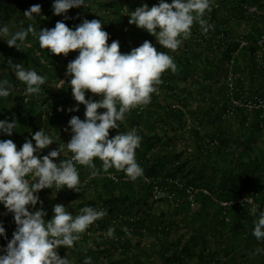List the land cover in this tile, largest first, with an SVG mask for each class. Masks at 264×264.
<instances>
[{"label":"clouds","instance_id":"1","mask_svg":"<svg viewBox=\"0 0 264 264\" xmlns=\"http://www.w3.org/2000/svg\"><path fill=\"white\" fill-rule=\"evenodd\" d=\"M212 0H159L157 5L147 4L137 7L127 15L129 24L145 30L155 37L165 49L176 51L191 36L194 23L203 33L212 25L208 24L206 12L211 11ZM88 7V0H54L53 14H66L70 9ZM41 13L39 4L31 6L23 14L29 21ZM102 21L84 19L82 23L69 28L63 21H57L51 29L37 30L29 23L15 32L9 26L0 24V41L10 48L20 49L29 36L38 41L41 49L60 56L78 51L74 60L66 66L69 77L68 87L73 99L84 105V119L72 116L68 121L71 138L67 144L39 157V153L59 137H54L40 129L26 140L17 150L11 140H0V204L13 214L16 229L6 247L0 249V264H72L61 258L57 249L72 248L81 239L89 226L102 219L107 213L103 208L84 206L73 215L61 204L52 208L51 219L47 213L35 209L41 190L67 188L81 192V180L77 165L90 169L89 179L101 172L108 174L110 169L123 171L132 181L143 175V169L135 159V150L140 146L141 137L137 129L116 134L109 138V130L116 129L125 119V114L138 106L151 102V95L157 91L156 85L162 83L161 75L167 70L176 71L173 57L167 52L157 51L150 41L128 53H121L119 41L108 43L109 34L102 29ZM40 55L39 52L36 53ZM45 63L43 59L40 61ZM16 79L26 87L25 96L38 95L47 83V76L38 74L34 68L23 63L8 62ZM61 84H65L60 80ZM12 85L6 78L0 79V99L10 96ZM86 92L99 97V100L86 99ZM104 110L98 112V110ZM79 111V107L69 109ZM17 128L13 120H0V134L11 136ZM67 131V129H66ZM35 142V146L33 145ZM65 149L72 153L69 159H62L59 165L54 159L61 156ZM102 162L98 169L94 160ZM251 202V201H250ZM42 203V202H41ZM259 206L250 209L253 220L252 235L257 241H264V211ZM114 228H109L107 236L113 237ZM0 237H5V228L0 223ZM257 251H261L258 249ZM83 264H93L86 257Z\"/></svg>","mask_w":264,"mask_h":264},{"label":"rangeland","instance_id":"2","mask_svg":"<svg viewBox=\"0 0 264 264\" xmlns=\"http://www.w3.org/2000/svg\"><path fill=\"white\" fill-rule=\"evenodd\" d=\"M92 1L95 3H100L110 0ZM150 1L151 2L148 1L145 3L149 7L159 3V0ZM233 1L234 3L239 2V0ZM252 5L254 4L250 5L241 3V5H239V10L242 11L243 9V12H241L242 15L238 14L239 16L235 15L230 16L229 18L230 22L228 24V28L231 37L230 40L228 38V41H232L238 46L230 47L227 46L226 42L225 44L223 42L217 43V37L213 36L212 34L213 24H211L212 27L209 29L210 31H208V33H201L199 31L193 40H183L181 46L174 52L160 47L155 37L147 33L145 30L139 29L142 31L139 32L140 35H137L132 31H124V41L126 42L127 46H129L130 50L135 47H139L141 41L143 43L147 40L157 48V51L167 52L169 55H171L173 60H175V58L179 55L188 59V62L185 65L186 68L184 70L177 69L178 74L175 78V86L178 88V90L174 89V91H168L160 86L156 87L157 91L151 95V101L154 98H157L158 106L151 108V106L149 107L151 103L150 102L145 106L144 112L140 113L142 116V121H148L154 118L151 117L150 114L152 110L157 112L156 110L158 107L180 109V111L183 113V126L180 129L176 128L177 130L172 132L170 128L164 129V125L162 123L157 122L155 123L156 125L154 127L148 129L144 128V125L146 124L142 122L144 135L151 137V142H149L153 147L146 151L145 147H142V145L140 146V152L138 154L143 156L138 157L135 155V159L138 164L144 160H151L153 162L154 156L157 154L163 155L167 152V150L173 149V151L179 154V162L186 164L185 170L182 174L183 178L180 176V181L185 185L190 184L186 182L184 177L186 179L188 178V180L191 179L193 176L191 171L199 170L200 168L202 172V178L208 181L213 177L215 181L217 179L221 180L226 178L227 180H232L229 183L230 186L235 187L236 189L238 188V190L240 189V186H235L234 180L239 182H247L248 189L256 186V182H258L264 190V126L259 128L260 130L258 131L254 130L250 136L249 132H245V135L249 136V144L245 142V135L243 132L241 133L238 126L239 119H241L238 117H241L243 109H231L232 104L230 103L229 99V97L238 99L237 96L239 95H264V70H261L258 64L252 60V53L249 49V46L254 44V40H256V37L253 36V34H256V31L259 30V22L253 21V19L250 18L245 11L246 7H251ZM26 6L27 5H25L22 0H20L19 3L13 2V0H0V24H14L13 19H11L9 22L6 17H4L5 15L2 12L3 7H15L18 9V11H23L27 8ZM140 6L143 5L140 3L139 5L135 4L133 11ZM214 6H216V8ZM211 7L217 9V0H212ZM42 12L44 11H41V13ZM97 12L100 13V11ZM111 12L113 13V11ZM80 14L81 11L79 9L78 15ZM69 15H71L70 11H68L66 16L68 17ZM122 15H124V13ZM106 16L107 14L105 17ZM59 17L62 19L65 18L64 15L57 16L52 14L51 19L47 22H44L42 29L53 28L56 24V22H54L55 18L58 19ZM205 19L207 21V18ZM27 22L31 24L34 23L32 20H28ZM207 23L209 22L207 21ZM120 27H122V25H118L117 29ZM134 30L138 31V29ZM3 44L4 49L0 50V62H2L5 66V64H7L6 61L9 62L12 59L14 60V50L16 51L17 49L14 47L10 48L6 42H3ZM221 51H224L223 55H219ZM3 65L0 63V79H4L6 77L8 78L10 75H13L14 80L11 81L12 90L10 96L4 98V100L7 101V103L4 104V107H7V109L1 111L0 120H7L9 122L15 120L17 122V128L20 125V127L23 129L26 127V125L21 121V117L23 120V116L19 114L18 111L15 113L9 111V107L16 109V97H22L21 90H24L26 86L16 79L10 67H4ZM229 74L232 75V86L234 87L235 91H231L226 82V78ZM54 80H56V77ZM180 90L184 92V95L180 98H177L175 93H179ZM48 93L51 95L50 90ZM44 95L45 91L42 89V92L38 94L37 97L36 95L34 96L39 101H41V97ZM86 95H88L85 97L86 99L91 98L93 100H99L96 95L90 92H86ZM1 105L3 104H0V107ZM66 106L68 111L69 109L79 107L80 119L83 120L85 118L84 105H78L75 100H70ZM138 107L131 109L125 114V117L133 115L134 112L138 110ZM210 110L212 111L211 117L206 115ZM103 111L104 110L102 109L98 110V112ZM75 113H78V111H69L68 114H70V116L68 118H71L73 115H75ZM56 115L57 114H55V116ZM53 117L54 116H51V118ZM68 118L61 119V122L68 125ZM122 122L124 123V120ZM122 122H118L119 126L116 129L109 130V138H112L116 135L115 130L123 128ZM213 122H215V124L214 126H211ZM174 126L177 127L176 124H174ZM50 131L55 134L54 130ZM192 131H198L200 137L197 138ZM15 132H17L16 129ZM217 134H220L224 140L221 148H224L223 150L226 151L225 156L218 154L216 151V147L220 145V142L217 140ZM3 135L4 134H0V137ZM155 137H157L156 140L154 139ZM63 138L64 141L67 139L70 140L71 134L66 133ZM246 145L248 146L246 147ZM198 146L201 147L202 150L208 146L209 151H207L204 156L200 157L198 155ZM53 147L57 148V145L52 144L47 148ZM65 155H67L66 157H69L72 155V153L66 150ZM94 161L97 168L99 169L102 162L98 159H95ZM248 163L253 167L255 171L254 175H251L247 171L244 173L240 172L243 169V165ZM109 172L119 174L120 178L126 177L123 171L116 170L115 168L110 169ZM86 173L87 175L90 174V169H87ZM104 174L106 173L101 172L100 175L97 176V179L99 177L106 178V176H103ZM143 178L148 180L143 181ZM163 179L165 178L163 177L159 180H161L163 183ZM135 181L141 182L142 184L144 183L146 185L150 184L147 186H149V193L151 192L150 186L153 181H151L148 177H145L144 174ZM120 183L122 182L115 184L116 187ZM240 184L243 185V183ZM137 185L140 184L136 183L135 186ZM95 187L97 186L95 185ZM91 188H94L92 183L91 186L88 187V195H86V192L84 191L85 194H83V197H80L81 199H78L79 202L84 199V196L90 197L93 200V207H96V205L101 203V201H107L108 198L106 196L108 195H105L101 189L97 193V196H94V194H92ZM55 189H44V197L50 201L48 204H45V206L53 207L56 204L51 203V200H55V196L50 195V192L54 191ZM64 190L65 193H67L72 199L76 196L75 193V195L73 194L72 196L70 194L71 191H69V189L66 187ZM135 190L136 196L133 200L136 203V201L141 200L138 199V197L140 194H142V192H138L137 187ZM67 202H69V200H67ZM146 203V207L149 208L147 213L144 211L145 208H143L141 212L140 210L137 211L139 205L133 210L136 216L146 218L145 224L143 226V228L146 229V232L144 234L134 232L133 236L131 235V239L127 244L124 245L121 252L112 251L110 253L106 252L105 254L100 249L102 244L97 241L96 236L93 238L92 233H86L89 231L88 228L83 234H81V239L75 242L72 248H64L61 246L57 249L58 254L61 258H65L67 256L72 264H83V260L86 257H91L93 264H105V260H100L98 258L100 255L104 254L108 257V263L106 264H164L166 254L169 258H171L173 255L172 251H174L176 247L177 249L182 247L184 254H187L186 259L188 261H192L193 263H199V255H201L202 252L205 254L206 250L209 249L211 253L215 251L217 252L215 257L216 259L220 257L225 258L226 260L228 259L227 264H264V241H257L256 239V242L249 243L248 247L244 249L243 254H241L243 251L242 248L245 246V241L243 239L240 240L239 238L237 241L238 243L231 244L230 242L228 247L223 246L221 242V236L211 221L210 210L203 209V207H200L199 203L190 208V213L186 219L184 218L183 214H180L178 211L180 208L173 207L170 201L156 203L153 202L152 197H149L148 199L147 195ZM126 205L127 202L122 204L121 208ZM155 219L158 221V224H153ZM254 219L255 217L253 220ZM106 220H108V218H105L102 221H97L101 223V227H109V225L106 224ZM249 226L250 228L253 227V222H251ZM239 227L241 228V226ZM124 228H126L125 225L120 226V230H123ZM162 229H165L166 232H162ZM242 232L246 237L248 230ZM232 237V234L228 235L225 237V240L231 241ZM163 238H166L168 243L161 242V239L163 240ZM258 249L261 251H257ZM84 250L88 252L86 253ZM219 250L221 251L219 252ZM172 258H174V256Z\"/></svg>","mask_w":264,"mask_h":264},{"label":"trees","instance_id":"3","mask_svg":"<svg viewBox=\"0 0 264 264\" xmlns=\"http://www.w3.org/2000/svg\"><path fill=\"white\" fill-rule=\"evenodd\" d=\"M25 5H27L26 9L23 11H18L15 7H3L2 12L4 13V17L10 22L11 19L14 20V24H7L9 26L10 31L15 32L17 29L20 30L22 27H26L29 23L27 22L28 19L23 16L24 12L28 10L31 6L35 5V0H22ZM151 2L150 0H146L147 2ZM13 2L19 3L20 0H13ZM91 6L89 8L81 9V18L78 22H73L71 15L68 16L67 19H62L59 17L58 19L55 18L54 22L57 21H63L69 28H75V26L82 23L84 19H87L89 21L96 19L102 21V29L106 31L109 34V40L108 43L110 44L113 40L119 41L120 44V51L121 53H128L130 52L129 46H127L125 40V33L126 32H135L137 35H140L139 32H142L139 30V28H136L134 25H129V17L127 16L131 10L134 9L135 4L139 5V0H110L106 2H100L95 3L91 2ZM166 2L171 3V0H166ZM260 0H239L238 3H234L233 0H217V9H214L211 7L210 12H206L205 17L207 18L208 24H213L212 28V34L213 36L217 37V43H224L226 42L227 46H238L237 44H234L232 41H228V38L230 40L231 35L229 34V28L228 24L230 22V16L235 15H242V11L239 10V5L242 4H259ZM151 4V3H150ZM94 5V6H93ZM16 6V5H15ZM260 6V5H259ZM41 11L44 12H52V5L50 6H44ZM97 11H100L98 13ZM113 11V13L111 12ZM124 13V15H122ZM107 16L105 17V15ZM122 16H121V15ZM239 16V15H238ZM110 17V18H109ZM27 20V21H26ZM34 27L36 28H43L44 22L39 19V16L35 17L34 21L32 20ZM106 24V25H105ZM118 25H122L119 29H117ZM134 29H138V31H135ZM39 30V29H37ZM201 32V28L198 26V24L194 23L191 29V36L187 40H193V38L198 34V32ZM210 31V30H209ZM208 33V32H207ZM143 35V34H142ZM259 30L256 31V34H253V36L258 37ZM4 41H0V50L4 49ZM256 40H254V44L249 46V49L252 53V60H254V56L256 54ZM26 44H29L30 46H21L20 49H17L14 53V63H26L28 65H31V68H34L38 74L47 76V84L49 82L54 81V77L56 75L55 71L61 72L65 68V60L66 57L64 55H53L51 53H48L47 49H41L39 47L38 41L33 39L31 36H29L26 40ZM142 44V41L140 42L139 46ZM39 52L40 56H37L36 53ZM71 57L74 60L75 57L78 55V51L76 52H70ZM224 51H221L219 55H223ZM40 58H42L45 63H40ZM29 61V62H28ZM176 64V71L172 72L171 70H167L161 75L162 83L159 85H156L155 87H162L168 91H174V89L178 90V88L175 86V78L178 74V70H184L186 67L185 65L188 62V59H186L183 56H177L174 60ZM58 76V74H57ZM68 81L69 77L67 79L66 85L61 89L59 92V95L61 96V99H55L52 107L56 111H59V114H57L53 118L46 119L45 122L47 125L52 124L54 122V118H57L59 121L64 117L65 113L62 112V108L64 105L71 101H74L72 94V90L70 87H68ZM43 91H45V94H49L48 91L50 90L47 86L43 88ZM177 95V98H180L184 95V92L180 90L179 93H175ZM153 95V94H152ZM88 96L85 94V97ZM263 96L264 95H261ZM37 97V95H36ZM34 95L30 96L29 103L24 102V97H16L15 105L16 109L18 110L19 114L23 116V120L21 117V121L23 124L26 125L25 128L22 129V127L19 128L22 129V132L26 131L27 129L36 130L38 129L42 121L39 119L40 116L37 114L36 111V101H39ZM248 97H251L248 95ZM58 98V96H56ZM179 100V99H178ZM157 107V98H154L149 107ZM61 110V111H60ZM150 110V109H149ZM157 112L155 110H152L150 116L154 117L153 119H150L148 121H142V116L137 111L134 112L131 116H126L124 119V123L122 122L123 128L115 130L116 134L125 133L132 128L137 129V134L141 137V143L140 146L146 148L147 150H150L153 146L150 144L151 137L144 135V128L151 129V127H154L157 123H162L166 129L170 128L172 132H175L178 128L180 129L183 124V113L180 111V109H171L169 107H158ZM15 113V112H14ZM23 113V114H22ZM212 111L207 112V116L211 117ZM259 111L254 112L250 119L251 122L248 126H246V120L247 117L245 116L244 112L241 113V118L239 119V130L241 133L243 132L245 135V132H249V136L252 135L253 131L260 130L259 129ZM220 118V117H219ZM220 120V119H218ZM53 121V122H52ZM142 122L146 125H142ZM174 124L177 125V127L174 126ZM202 124V123H201ZM215 122L211 124V126H214ZM216 130V129H214ZM197 138H199V132L198 131H192ZM218 133V132H217ZM249 136L245 135V142H249ZM1 138V137H0ZM157 137L154 139L156 140ZM1 140V139H0ZM217 140L220 142V145L216 147V151L218 154L225 156L226 151L223 150L224 148H221V145L223 144L224 140L221 137L220 134H217ZM247 140V141H246ZM150 141V142H149ZM249 144V143H248ZM140 146L135 150V155L138 157L143 156L139 155L140 152ZM248 145H246L247 147ZM53 149V148H52ZM167 149V148H166ZM209 151L208 146L205 147L204 150L201 149V147L198 146V152L199 156L202 157L204 154ZM167 153V154H166ZM163 155L157 154L154 156L153 162L151 160L149 161H142L139 163L140 167L143 169V174L145 177H148L151 181H156L157 183L160 182V178H174L175 176H181L183 178V172L185 170L186 164L179 162V154L173 151V149L167 150V152ZM67 159H69L67 157ZM78 172L82 176H87V167L86 166H80L77 165ZM243 169L240 171L242 173L249 172L251 175H254V169L251 166V164H244ZM85 169V170H84ZM193 173V176L191 179L188 180L184 177L186 182L194 187H205L207 188L211 195L210 196H203V195H197L196 201L199 203L200 207H203V209L210 210L211 214V221L213 222L214 227L217 229V232L221 236V242L223 246L228 247L232 243H237V241L243 239L245 241V246L242 248L241 254L244 253V249L248 247L249 243L256 242V238L252 235L253 227L250 228V223L253 222L254 217H250L246 211V209L242 208L238 204H233L228 207H223L220 205L222 201H233L237 198L238 195L242 191H248V190H254L256 193L261 195L260 204L264 205V190L263 187L256 182V186L248 189L247 182H239L234 180L235 186H240V189H236L235 187L230 186V181L226 178H223L221 180H216L213 178H210L209 181L202 178V172L199 168V170H193L191 171ZM158 178V179H157ZM201 178V179H200ZM100 183V187L105 191V195L107 199V203L111 206V213L109 215L115 216V215H121L123 217H129L131 218L134 214L133 210L138 207L137 211H142L143 208H145V213L149 211V208L146 207V201H147V195L149 199V186L150 184H142L141 182L135 181V182H128L124 181L120 183L117 187L116 185L110 181L108 178L99 177L97 179V183ZM136 183H139L140 185L135 186ZM240 183H243L241 185ZM168 187L170 192L175 193V196L177 198H183L185 194L178 189L175 185H167L164 184V187ZM136 187L138 188V192H142V194L139 195L138 200L136 203L134 202V198L136 196ZM238 190V191H237ZM84 193L76 194L80 197V195H83ZM151 195V194H150ZM103 200V199H102ZM127 205L122 207V204L126 203ZM0 206H3L0 204ZM180 209L178 211L180 214H183L184 218L186 219L190 213V204L186 201H184L182 204H180ZM122 210V211H121ZM178 212V213H179ZM135 215V214H134ZM162 218V217H160ZM145 217L137 220V222H130V221H124V225L130 226L134 225L137 228L143 229V226L145 224ZM101 221L104 219H100ZM99 220V221H100ZM174 222V221H172ZM153 223V222H152ZM104 224V223H103ZM153 224H158V221H156ZM241 226V228L239 227ZM239 230V231H236ZM248 230L247 236H244V233L242 231ZM162 232H166L165 229H162ZM242 232V233H241ZM232 234L231 241L225 240V237ZM11 238V237H10ZM10 240V239H9ZM161 242L168 243L166 238L161 239ZM6 241H2L0 243V249L5 248ZM165 248V247H164ZM112 250H116V245H111ZM86 251V250H84ZM221 250H219L220 252ZM88 251H86L87 253ZM0 254H3L0 252ZM217 255V252L210 253L209 256L201 253L199 255V264H207L209 262V259H215ZM174 256V253L172 257ZM230 261V259H229ZM226 263H228V259L226 260ZM78 264V263H77Z\"/></svg>","mask_w":264,"mask_h":264},{"label":"built area","instance_id":"4","mask_svg":"<svg viewBox=\"0 0 264 264\" xmlns=\"http://www.w3.org/2000/svg\"><path fill=\"white\" fill-rule=\"evenodd\" d=\"M54 2V0H37L36 4H39L41 6V9H43L44 6H50L52 5ZM139 3L141 5H144L146 3V0H139ZM260 5V6H259ZM91 7V3L88 0V7L85 8H89ZM216 8V6H214ZM84 7H80V8H73L70 9L69 11L71 12V17H72V21L78 22L81 18V14L78 15V10L80 9H85ZM246 13L248 14V16L250 18L253 19V21H258V28H259V35L256 39V54L254 56V62L256 64H258L259 68L261 70H264V0H260L259 4H254L251 7H246L245 8ZM52 12H42L40 14V20L42 21H48L51 19L52 17ZM54 55V54H53ZM40 56V55H39ZM42 58H40L41 61ZM72 57H71V53H69L66 57L65 60V68L63 71H61L60 74H58V76L56 77V80L49 82L48 84L46 83L45 85H43L44 87H48L50 89V94H45L43 97H41V101H36V111L38 110V114H40V120H45L46 118H50L51 116H55V114L59 113V111H56L53 109L52 104L54 102L55 99H61V96L59 95V92L61 91V89L66 85L68 76L66 75V66L67 64L72 61ZM41 63V62H40ZM42 64V63H41ZM44 64V63H43ZM60 80H63L65 82V84H61ZM226 82L228 84V87L230 88L231 91H235L234 87L232 86V75L229 74L226 78ZM19 89V88H18ZM22 92V96L24 97V102L25 103H29V99L30 96H25L24 95V90H21ZM56 96H58V98H56ZM97 98H99L97 96ZM238 99H235L233 97H229L230 99V103L232 104L231 109H235V108H240L243 109L245 116L247 117L246 120V126H248L251 122V115L256 112L259 111L260 116H259V128H262L264 126V97L260 96V95H254L251 97H248L247 95L243 96V95H239L237 96ZM148 105V104H147ZM146 105H142L138 107L137 112L138 113H143L144 112V108ZM61 111V110H60ZM62 112L65 113L63 119H67V117H69V111L67 110V106L64 105V107L62 108ZM45 118V119H44ZM44 129L46 133L54 136V137H59V139H57L55 141L56 145L57 142L63 139V136L68 133L71 134L70 129L68 128V125H66L65 123L60 122L56 129L54 130L55 134H53L52 131L46 129V127L41 124V126L36 129V130H32V129H27L24 132V138L25 141L26 140H30L31 136L35 134V132L39 131L40 129ZM67 129V131H66ZM164 129H166V127H164ZM216 144V143H215ZM33 145L35 146V142L33 141ZM213 145V144H212ZM45 150V149H43ZM41 150L39 153H34V155H37L39 157H41L42 151ZM62 157V156H61ZM61 157H59L56 160V163L59 165V163L61 162ZM65 157V156H64ZM71 156H69L68 158H70ZM67 159V157H66ZM85 170V169H84ZM87 172V171H86ZM80 175V180H81V192H75L72 191L75 194H79V193H84V191H88V187L91 186V180L93 179H89L88 177L90 176V174H88L87 176H82L79 172ZM103 176H106V178H108L110 181H112L114 184H117L118 182H124V181H128V182H132V180H130L127 177H119V174H116L114 172H109L108 174H104ZM148 180L146 178H143V181ZM161 181V180H160ZM164 184L167 185H175L178 187V189L180 191H182L185 196H183V198H177L175 196V193L170 192V190L168 189V187H164ZM151 192H150V197H152L153 202H171L172 206L175 208H180V204H182L184 201L188 202L190 204V208L193 207L194 205L198 204V202L196 201V196L197 195H203V196H210L211 193L210 191L205 188V187H194L191 185H185L180 181V177L177 175L174 178H165L163 179V183H157L156 181H153L151 186H150ZM261 200V195L256 193L254 190H248V191H242L240 193V195L237 196V198L233 201H222L220 203L221 206L223 207H228L230 205H235L238 204L239 206H241L242 208L246 209L248 215L251 217L252 215L250 214V209L254 206H259V208H261V211H264V205L260 204ZM106 201V200H105ZM251 201V202H250ZM106 202L101 201V203L97 204L96 207L98 208H103L106 211V215L103 217L108 218V220H106V224L109 225V227H101L100 223L94 222L92 224V226L89 227V231H87L86 233H92L93 238H95L97 241H99L102 244V247L100 248L105 254L106 252H112V251H116V252H121L124 245L127 244L129 242V240L131 239V235L133 236L134 232L137 233H142L144 234L146 232V229L143 228H137L134 225H130V227L126 226V228H124L123 230H120V226L124 225V221H130L131 223L133 222H137V220L139 219V216L133 215L131 218L129 217H123L121 215H115V216H111L109 215L111 213V206L110 204ZM112 214V213H111ZM0 223L3 224L4 228H5V237H0V243L2 241H8L12 235V231L15 229L16 224L14 222V218H13V214L9 213L7 211V209L4 208V206H0ZM99 226V227H98ZM114 228L115 229V233L114 236L109 238L107 236V231L109 228ZM105 228V229H104ZM102 230V231H100ZM154 242V240H153ZM111 245H116L117 249L116 250H112L111 249ZM177 249V247H176ZM172 251L174 253V258H169L167 256V254L165 255V263L164 264H199V263H193L192 261H188L186 259L187 254H184V252L182 251V247L178 248L177 250ZM211 253V251L209 249L206 250L205 255H208ZM100 255L98 258L100 260H105V264L108 263V257L106 255ZM207 264H227L226 263V259L225 258H218V259H209V262H207Z\"/></svg>","mask_w":264,"mask_h":264},{"label":"crops","instance_id":"5","mask_svg":"<svg viewBox=\"0 0 264 264\" xmlns=\"http://www.w3.org/2000/svg\"><path fill=\"white\" fill-rule=\"evenodd\" d=\"M89 1H92V0H89ZM214 28V27H213ZM14 52H15V50H14ZM10 57H11V55H10ZM11 59V58H10ZM13 64H15L14 63V60L12 59V60H10ZM7 62V64H5V66L3 65V63L2 62H0L1 63V65H3L4 67H9L8 66V61H6ZM29 62V61H28ZM18 64V63H17ZM24 64V66L25 67H27V68H31L32 66L31 65H28V64H26V63H23ZM55 73H56V75H55V77H57V74H60L61 72H58L57 70L55 71ZM54 77V78H55ZM6 79H8V80H10V83H11V81L12 80H14V76L13 75H10L8 78L6 77ZM1 101H3V102H1ZM1 101H0V104H3V105H1V107H0V113H1V111H3V110H5V109H7V107H4V104L5 103H7V101L6 100H4V99H1ZM15 106V105H14ZM9 111H12V112H17L18 110L17 109H15V108H13V107H9ZM80 111H78V113H75V115H73V116H78L79 118H80V113H79ZM57 114H59V113H57ZM82 114V113H81ZM69 116H70V114H69ZM55 117V116H54ZM68 118V117H67ZM40 119V118H39ZM47 119H49V118H47ZM63 119V118H62ZM71 118H68V120H70ZM46 120V119H45ZM45 120H41L42 121V124L46 127V129H48V130H55L56 129V127H57V125L61 122V120L59 121L57 118H54V122L52 123V124H49V125H47L46 124V122H45ZM16 131L17 132H13V134L11 135V136H7V135H3L0 139L1 140H7V139H11L16 145H17V150H19L20 149V147L23 145V143L25 142V138H24V131L22 132V129H20L19 127L18 128H16ZM69 142V139H67L66 141H64V138L62 139V140H60V141H58L57 142V148H58V145L59 144H61V143H64V144H67ZM56 147H53V149L52 148H45V150H43L42 151V154H41V157H43V156H45V155H47L48 154V152H50V151H52V150H55V149H57ZM65 151H66V149H65ZM65 151L61 154V156H59V157H61L62 159H66V156L67 155H65ZM65 156V157H64ZM59 157H57V158H55V163H56V160L59 158ZM61 159V160H62ZM94 163H95V161H94ZM101 168V167H100ZM99 168V169H100ZM91 171V170H90ZM91 183H92V185L94 186V188H91V190H92V194H94V196H97V193L100 191V189H101V191L105 194V191L100 187V183H99V181H98V183H97V176L96 177H94V179L93 180H91ZM95 185L97 186V187H95ZM56 187L55 186H53V189H55ZM69 191H71V190H69ZM86 192V191H85ZM85 192H84V194H85ZM44 190H41L37 195L39 196V201L40 202H38V204L36 205V207H35V209H30V211H34V210H37V209H41L42 208V210L44 211H46V213H47V215H48V217H47V215H46V217H45V219H51L52 218V213H53V211H52V208L53 207H47V206H45V204H48L50 201H48V199H46V197H44ZM47 193V192H46ZM70 194L73 196V192H70ZM50 195H54L55 196V200H51V203H56V204H61V205H63V206H65L66 207V210L67 211H69V212H71L73 215H76V214H78V212H79V209L81 208V207H84V206H90V207H93L92 206V204H93V200L90 198V197H85L84 196V199L83 200H81L80 202H79V200L78 199H81L80 197H83V195H80V197L79 196H75L73 199L71 198V197H69L68 196V194L67 193H65V190L63 189V188H56L54 191H52V192H50ZM75 195V194H74ZM86 195H88V193L86 192ZM67 200H69V202H67ZM42 202V203H41ZM69 204V205H68ZM98 223H100L99 221H97ZM101 224V223H100ZM105 224V223H104ZM92 226V225H91ZM90 227V226H89ZM15 229H16V227H15ZM15 229L12 231V234H13V232L15 231ZM12 239V235H11V238H10V240ZM10 240H8V241H6V244H5V246L4 247H6V245H7V243L10 241ZM94 241V240H93ZM238 243V242H237ZM245 244V243H244Z\"/></svg>","mask_w":264,"mask_h":264}]
</instances>
